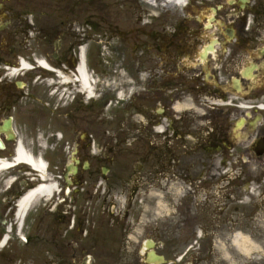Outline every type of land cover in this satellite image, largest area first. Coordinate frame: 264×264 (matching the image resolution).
I'll use <instances>...</instances> for the list:
<instances>
[{"label":"flooded vegetation","instance_id":"obj_1","mask_svg":"<svg viewBox=\"0 0 264 264\" xmlns=\"http://www.w3.org/2000/svg\"><path fill=\"white\" fill-rule=\"evenodd\" d=\"M154 4L130 2L128 10L139 13L122 29L113 6L102 15L94 12L93 0H0V39L33 34L27 41L39 53L32 62L44 57L52 69L34 64L32 76L12 79L0 70V159L14 161L19 144L59 145L60 164L54 167L64 188L92 192L100 179L121 181L125 175L132 182L135 195L123 203L112 198L110 221L92 216L94 195L82 201L85 215L57 221L62 231L51 219L42 238H50L57 257L111 264L94 257L144 250V257L127 264H155L151 247L196 246L197 263L228 264L226 252L233 264H264V0ZM95 14L112 36L132 43L136 63L113 74L122 147L107 145L100 154L94 150L92 103L104 109L113 96L102 97ZM12 42L0 46V67L7 51L17 52ZM136 53L140 58H133ZM81 63L92 77L93 96L78 77ZM144 134L155 159L145 179L135 174L145 171V162L134 171L129 166L133 155L149 152ZM119 154L124 165L115 173ZM13 165L0 172L5 247L20 241L24 224H17L16 207L31 185L18 180L25 166ZM145 185L157 189V200L141 195ZM255 253L261 259L248 260ZM164 256L162 264L175 263Z\"/></svg>","mask_w":264,"mask_h":264},{"label":"rangeland","instance_id":"obj_2","mask_svg":"<svg viewBox=\"0 0 264 264\" xmlns=\"http://www.w3.org/2000/svg\"><path fill=\"white\" fill-rule=\"evenodd\" d=\"M94 1V12H100L108 10L110 6H113L112 9L116 12V20H120V27L122 29L126 28L129 24L127 19L133 18V14L138 15L139 11L133 10L129 11L128 6L131 3H137L139 0H93ZM145 2L154 1V6L159 8V6H169L170 2L167 0H142ZM175 7V4H172ZM111 9V10H112ZM132 12V13H131ZM101 13V12H100ZM103 15V13H101ZM101 14H95V22H96V33H97V44H98V54H99V65H100V76H101V86H102V97L108 98L109 96H113L112 101L103 102V108L98 107V104L93 101V115H94V124L92 129L94 130V140L95 147L94 150L97 154H100L101 151L107 150V145L109 147L121 148V139H120V128H119V118H118V107L117 101L114 98V72L119 71H129L133 67V63H131V55L129 53L130 50H133V46L131 42H126V39L121 41L119 38H115V33L113 36L110 32V28L107 24L100 22V20L96 19L98 16H102ZM106 16V15H105ZM108 21L106 18L105 22ZM124 36V35H122ZM34 35H29L26 37H21L18 39H8L7 42L0 39V46H5V43L8 45L12 41H16L15 44L17 47V52L13 54L5 55V62L9 64V69L1 68L0 70L4 71L6 74L5 77L8 79L23 77V76H32L34 74L33 71L21 70L15 75H11L12 67L17 68V62L20 60V57L25 58L26 61L32 64L33 59L38 57L39 49L33 43L27 41L31 40ZM47 51V49H44ZM136 55L133 56V58ZM140 58V54L139 57ZM39 59H42L39 57ZM35 66L37 62L34 63ZM136 66V63H134ZM37 68V67H36ZM42 70V69H41ZM107 84V86H106ZM142 120L141 125L146 126V123ZM145 132V131H144ZM143 132V133H144ZM151 140L149 138L143 137L142 146L145 148L143 155H133L131 157V161L129 162V166L132 171H134V165L136 163H144L145 162V171L143 173L136 172L135 174L138 176H143L145 179L147 176H151V172L154 171L153 164L155 159H153V150L150 148ZM73 145L67 147V150L70 153L73 152ZM61 148L62 146H42L37 147L36 149H28V151L37 155H42L47 162L50 163L51 169L49 172L53 175L58 174V170L55 165L60 164L61 157ZM115 162L113 163V169L115 173H120V168L123 167L122 155L119 154L115 157ZM26 169H21L18 172L19 182L23 180H28L31 184L28 186L27 190L31 187H36L40 179L36 175L29 166H25ZM50 170H53L52 172ZM148 171V174L146 173ZM142 174V175H141ZM59 175V174H58ZM100 179V177H99ZM57 180V178H56ZM113 182V186L111 185ZM106 181V179L99 180V186L97 189H94L92 192H81V194L76 193L74 185H70V194L67 195V188H64L63 192L59 195L54 194L50 198L43 197L34 203L32 206V210L29 212L27 219L23 225V233H17V239L20 240L18 245L9 246L0 248V264H81L83 257H76V259L71 258H61L56 256V252L53 249V243L50 241L49 237L42 238L44 234V230L49 229L51 224V219H53V223L55 226H60L61 231L64 228V225L57 223L58 220L62 218V216L66 218L82 217L85 215V207L83 205V200L92 199L94 195L95 198L98 199L95 202V207L92 208L95 219L99 220H107L110 221L112 219L113 214V203L112 198H115L118 202H124V199L128 198L130 195H135L132 193L133 184L132 182L127 183L126 175L123 176L122 180H113ZM145 185V187L141 186L140 191L141 195L151 194L150 199L157 200L156 193L158 192L155 187ZM87 193V194H86ZM66 197L64 205L60 203V201ZM156 196V198H155ZM53 197V198H52ZM60 197V198H59ZM52 199V200H51ZM104 199H111L112 204H105ZM59 203V206L56 204ZM159 206L155 208L149 207V210L157 211ZM64 211V212H62ZM61 213V214H60ZM31 239H29L30 235ZM63 238V237H62ZM65 239V238H63ZM250 249V247H249ZM158 252L163 253L166 257L170 259H174V264H208L205 261L197 263L196 256V246L191 247H162L160 246L157 250ZM144 250L137 251H127L124 253H116V254H105V255H95L97 263H111L118 264V260L123 261L125 264L133 261H138L140 257H144ZM187 256V257H185ZM262 254L255 253L248 257V260L253 262H257L261 259ZM224 260L228 262V264H233L231 259L228 257L227 253H224Z\"/></svg>","mask_w":264,"mask_h":264},{"label":"bare ground","instance_id":"obj_3","mask_svg":"<svg viewBox=\"0 0 264 264\" xmlns=\"http://www.w3.org/2000/svg\"><path fill=\"white\" fill-rule=\"evenodd\" d=\"M170 3L178 5L179 7L185 3L186 0H167ZM84 53V52H83ZM41 67H47L44 61L39 62ZM31 66L27 63L26 60H22L19 66V69L13 68L11 75L19 74V71L29 70ZM49 68V67H47ZM78 77H80V82L82 87L86 88L91 96L94 95V87L92 77L88 74L85 66L81 63L78 69ZM16 160L15 162L28 164L30 167L39 175L41 181L37 184L36 187L28 190V192L23 196L17 205L16 218L17 224L23 222L24 216H26L29 211L33 208L32 206L36 201L42 197L50 198L56 191L59 190L58 185L55 184L50 177V174H47V163L44 162L40 157L35 158V156L25 149L22 144H19L16 150ZM11 165L7 160L0 159V172H5L9 169ZM4 244V243H3ZM1 244L0 246H2Z\"/></svg>","mask_w":264,"mask_h":264},{"label":"water","instance_id":"obj_4","mask_svg":"<svg viewBox=\"0 0 264 264\" xmlns=\"http://www.w3.org/2000/svg\"><path fill=\"white\" fill-rule=\"evenodd\" d=\"M0 145L2 146L1 142H0ZM151 253L153 252L151 251ZM161 259H163V256H156V260H161Z\"/></svg>","mask_w":264,"mask_h":264}]
</instances>
